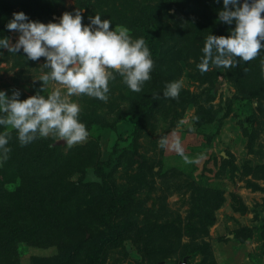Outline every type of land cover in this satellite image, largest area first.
Listing matches in <instances>:
<instances>
[{
	"label": "rangeland",
	"instance_id": "1",
	"mask_svg": "<svg viewBox=\"0 0 264 264\" xmlns=\"http://www.w3.org/2000/svg\"><path fill=\"white\" fill-rule=\"evenodd\" d=\"M163 1L49 0V16L31 17L47 23L58 21L64 11L82 8V23L100 13L101 19H111L110 27L124 24L133 37H139L130 17L146 15V10ZM30 2H0V36L15 42L18 33L5 25L15 11L29 14ZM222 7V0L200 4L197 13L182 3L178 11L170 7L146 29L159 59L167 61L156 63L159 70L153 87L146 81L140 92L132 91L117 74L109 82L107 101L84 94L72 97L89 131L86 141L69 147L63 139L48 137L64 154L75 147L85 154L84 171L71 174L72 181L99 183L95 164L110 161L106 171L112 187L127 200L122 215L116 217L119 236L113 238L108 226L98 222V214L108 205L105 199L82 191L61 208L69 234L50 245L32 239L17 241L8 264H60L62 260L64 264H90L98 248L96 264H264V87L260 94L243 88V82H249V87L257 84L256 73L263 79L264 49L261 55L236 65V73L245 68L242 78L234 77V67L212 66L202 73L197 68L204 40L199 21L203 14L202 23L213 14L218 22L206 35H228L235 25L218 20ZM0 52V89L10 95L13 88H19L21 99L42 92L43 82L34 79L48 71L41 67L44 57L33 61L25 59L22 50ZM174 80L182 81L179 96L165 97L166 83ZM57 86L55 81L48 82L42 94ZM140 101L152 104L144 121L130 110L131 104ZM165 134L170 141L179 136L190 163L159 146ZM12 178L0 167V182L6 188L16 184L17 178ZM209 201L219 202L212 222L202 231H193L189 217Z\"/></svg>",
	"mask_w": 264,
	"mask_h": 264
},
{
	"label": "clouds",
	"instance_id": "2",
	"mask_svg": "<svg viewBox=\"0 0 264 264\" xmlns=\"http://www.w3.org/2000/svg\"><path fill=\"white\" fill-rule=\"evenodd\" d=\"M222 5L218 20L235 26L228 35H207L197 64L202 73L212 66L234 67L241 60L261 55L264 49V0H222ZM82 11H64L58 21L47 23L30 19L22 10L15 11L5 26L18 33V38L12 42L9 36H0V49L15 54L22 50L28 60L45 58L41 67L48 71L34 79L43 82L42 92L43 85L50 81L59 85L47 95L36 91L24 99L20 98L19 88H13L10 95L0 89V126L14 129L21 146L50 135L54 141L65 140L69 147L86 141L89 131L79 119L81 107L72 98L74 95L107 101L109 82L117 74L135 92H140L151 79L154 60L143 36L133 37L124 24L110 27L111 19H101L100 13L89 17V23H82ZM261 63L264 65V60ZM181 88V80L169 81L163 95L177 98ZM9 140L8 131L0 132V166L9 158ZM159 146L168 147L186 163L191 162L179 136L170 141L165 134L160 137Z\"/></svg>",
	"mask_w": 264,
	"mask_h": 264
},
{
	"label": "trees",
	"instance_id": "3",
	"mask_svg": "<svg viewBox=\"0 0 264 264\" xmlns=\"http://www.w3.org/2000/svg\"><path fill=\"white\" fill-rule=\"evenodd\" d=\"M48 1L33 0L30 2L31 10L27 14L28 17L32 19L31 15L49 16L50 5ZM181 3L183 8L188 9L190 7L193 13H197L200 4H209V0H182L177 4L164 0L155 9L146 10V15L138 14V16L130 17L132 28L138 32V36L144 37L154 60L151 80L147 81L150 87H153L152 81L156 82L155 78L159 70L156 63L160 59L146 29L149 23L157 21L168 13L170 7L174 11H178ZM203 19H205L204 14L199 21L202 25L200 26L202 30L199 32L204 34L205 40L206 32H209L218 21L213 14L207 22L202 23ZM204 40H202L201 47H203ZM160 61L162 64L167 62L166 58ZM235 67L237 66H234V77H237L238 74L242 78L244 73L241 72H244L245 68L242 67L241 70L239 68L236 73ZM255 75L257 84L254 87H249V82H243V88L246 86L248 89L253 88V94H260L263 92L264 82L262 80L264 77L261 79L260 73ZM232 80L236 79L233 78ZM259 81L261 82L259 83ZM238 85H240L239 82ZM151 109L150 101L133 103L130 107L131 112L137 114L139 119L143 121L147 119ZM5 130V126H0V132ZM8 132L10 134L11 152L8 160L0 167L8 170L13 176L11 180L15 181L17 178V182L12 189L6 188L0 182V264L9 263L6 260L13 254L17 241L32 239L41 245H50L53 244L52 241L58 243L59 239L69 234L65 229L61 208L78 193L94 192L98 197L105 199L108 205L98 214V222L108 226L110 236L115 239L119 236L120 223L116 221V217L122 215V209L127 207V200L120 197L112 187L110 176L106 171V168L110 166L109 160L98 161L95 164L94 173L100 178L99 183L97 181H72L69 176L76 171L83 172L82 160H87L84 157L85 154L78 152L80 151L79 147H75L64 154L60 151L59 145L52 144L48 137L39 138L21 146L16 131ZM83 149H86V145L82 146L81 151ZM72 154H75V158L71 156ZM218 203L209 201L204 207H199L193 216L189 217L190 222L194 224H190L193 231H202L206 225L212 222L213 210ZM196 225L201 226L197 229ZM100 250L97 249V253L90 264L97 263V254H100ZM64 263L62 260L60 264Z\"/></svg>",
	"mask_w": 264,
	"mask_h": 264
}]
</instances>
